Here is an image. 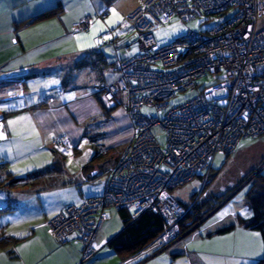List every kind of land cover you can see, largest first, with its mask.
<instances>
[{
	"label": "built area",
	"instance_id": "2783aa9c",
	"mask_svg": "<svg viewBox=\"0 0 264 264\" xmlns=\"http://www.w3.org/2000/svg\"><path fill=\"white\" fill-rule=\"evenodd\" d=\"M258 1L141 0L131 11L138 54L119 58L118 78L99 83L97 91L104 101L126 109L133 137L107 172L101 194L69 204L49 220L58 242H82L79 264L97 254L95 242L112 209L129 211L132 220L145 211L161 215L164 230L140 253L170 248L183 236L179 221L188 210L171 191L210 168L217 153H233L242 138L264 134V27L258 24ZM203 15L213 22L207 28L190 29L166 45L158 42L156 26ZM92 20L87 15L74 29L84 31ZM186 89L196 94L171 104ZM156 127L166 131L165 144ZM53 143L69 140L61 135Z\"/></svg>",
	"mask_w": 264,
	"mask_h": 264
},
{
	"label": "crops",
	"instance_id": "0c3cea01",
	"mask_svg": "<svg viewBox=\"0 0 264 264\" xmlns=\"http://www.w3.org/2000/svg\"><path fill=\"white\" fill-rule=\"evenodd\" d=\"M118 2L121 5H118ZM127 3L128 0H113L111 4L106 0H0V91L6 86L4 84L12 86L14 82L17 88L21 87V92L12 97L22 98L21 106L13 108L11 114L19 116L20 120L25 118L20 123L22 131L24 127L23 133L29 135L32 131L41 142L35 144L39 147L37 151L43 150V155L49 162L41 164L37 170H45L55 160V155L61 156L63 153L60 148H56V153L50 150V147L54 146L55 137H68L69 144L59 146L73 145L75 158L82 154L80 145L85 140H90L98 146H92L95 155L77 169L78 173L69 174L67 169L63 168L47 175L49 178L45 181L49 182L50 187L61 188L78 182L79 178L85 182L93 180L100 173L102 162L105 160L110 161L105 172L107 173L117 155L133 137L132 121L126 109L116 106L107 114L103 103L106 108L115 104L103 99L102 103V97H99L97 91L99 83L113 82L118 78L117 60L126 55L131 56V48L128 51L125 49L126 45L131 47V44L126 38L118 35L117 31L125 21L124 14L128 17L140 4V0L136 4ZM55 7L57 10L54 14L37 19ZM87 15L93 18L88 29L75 30V24ZM109 32L111 34H107ZM82 59L88 64L82 67L84 69L77 67ZM45 65L47 67H44ZM52 67L57 68V76L61 80L57 97L47 95L42 100L41 96L38 100H35L34 96L27 97L25 87L30 86L29 82H45L40 74L46 75ZM5 105L0 104V115L4 113ZM96 124H101L103 130L99 138V132H93ZM18 125L14 128L18 129ZM97 139L102 142L96 143ZM93 171L97 173L91 175ZM62 174L64 176L61 177ZM52 179L57 184L50 185ZM1 181H4V171L0 169ZM11 187L19 190L15 185ZM9 188V185L5 187L0 184V208L5 206L3 203ZM66 206L48 212L46 219L56 216ZM220 206L185 231L170 248L159 253L122 259L111 249L107 254L100 255L101 249L107 246L109 240L98 238L100 241L97 239L95 242L97 255L87 264H255L264 255L261 234L258 230L246 228L238 222L239 216L251 215L248 206L245 205V209L239 212H230L223 218L204 224L210 215L220 210ZM4 212L0 211V216ZM230 224H236V227L224 234L209 235L210 232ZM35 231L37 230L32 229L29 236H36ZM4 235V228L0 227V264L4 260L2 253L13 246L17 238L12 234L8 238ZM73 241L63 246L56 245L49 254L54 253L56 256L53 264L79 263L82 246L78 241Z\"/></svg>",
	"mask_w": 264,
	"mask_h": 264
},
{
	"label": "rangeland",
	"instance_id": "374dc122",
	"mask_svg": "<svg viewBox=\"0 0 264 264\" xmlns=\"http://www.w3.org/2000/svg\"><path fill=\"white\" fill-rule=\"evenodd\" d=\"M137 2L138 0H128L127 4H136ZM119 3L120 2H118V5H121ZM127 4L125 8H127ZM124 16L125 21L118 28L117 34L128 40L131 44L129 54L134 56L138 54L139 33L137 28L130 21L129 15L127 17L125 13ZM205 20L206 17L203 15L197 16L186 23H181L178 17H174L170 21L156 26L154 32L158 42L161 45H166L186 35L190 29H205L213 23L210 21L206 22ZM258 24L264 27V0L258 1ZM107 34L111 33L109 32ZM44 67H47V65ZM27 72L30 71L27 70ZM40 75L43 76L46 81L43 83L36 82V84H34L35 80L29 82L30 86L28 88L25 87L27 97L34 96L35 100H38L39 96H41V100L47 97V95L57 97V89L61 85V80H59L57 76V68L52 67L46 75H44V73ZM205 81H207V79H205ZM13 84H15V82ZM13 84L12 86L4 84L6 86L2 87L0 91V104H6L4 112L12 111L13 108L21 106L22 103V98H12L13 95L21 92V87L19 88L18 86L17 88L16 84ZM195 94L196 91L186 89L173 97L170 102L171 104L181 103L193 97ZM0 117V169L4 171V179L8 174L13 178H23V181L14 184L19 190H15V188L12 189V187L9 188L8 194L5 196L6 200L3 203L5 206L11 204L15 206V208L1 214L0 227L4 228L5 237H11L12 234L17 238L14 241L15 244L13 243V246L8 247L7 250L2 253L4 258L2 264H53V259L56 256L54 253L52 254L54 256L49 255L51 251L56 248V245L63 246L73 240L63 244L58 242L51 232L50 225L46 223L48 219H46V214L68 204H80L85 195L90 197L101 194L104 187L103 181L107 174L105 172L110 161H103L100 173L90 181L87 180L85 182L79 178L77 180L78 182L71 183L61 188L56 186L50 187L48 181L42 180H38V184H35L33 178L36 175V170L41 164L43 165L45 162H49L48 159L44 157L43 150L37 151L39 147L35 144H41V142L35 137L34 132L32 134V131H30L29 135L23 133L24 127L22 131V124L20 126V123L23 122L25 118L20 120L18 119L19 116H12L11 113L2 114ZM16 125H18V129L14 128ZM94 130L93 132H99V138L100 133L103 131L101 124H96ZM155 132L159 141L165 144L167 142L166 131L163 128L156 127ZM97 141L96 143L102 142L100 139H97ZM91 142L90 140H85V142L80 145L83 151L77 158L74 156L73 145L67 147L66 145L59 146L55 144V146L50 147V150L53 151L52 148H60L59 150L67 155V157L66 155H61L63 161L65 158V165H63L64 170L67 169L69 174H72V172L75 174L78 173L77 169H79L84 162L90 160L92 156L95 155V149H93L92 146H98ZM46 148L48 149V147ZM120 154L121 152L117 155V158L107 172L116 164ZM227 155L216 154L212 166L199 174L203 177L198 175L192 181L178 186L171 191L175 198L190 203L193 205L192 207L197 205L200 208L206 204L211 205V207L212 205H216V201H220L219 198H222H218L217 196H227L220 204V210L210 215L204 224L223 218L230 212H239L243 208L245 209L246 194L250 189V183L258 173L264 175V134L256 138H243L237 150ZM214 169L218 171V175L213 182L207 184L209 180L215 177ZM62 176H64V174H62L61 177ZM8 181V184L12 185L10 182L11 179H8ZM210 198H215L216 201ZM202 210L201 208L200 211L202 212ZM43 221L45 224L41 223ZM187 221L191 220L189 219ZM122 227L123 220L120 213L116 210H112L110 211L109 218L104 221L97 239L99 238L101 240L105 238L109 240L116 235ZM32 229L37 230L34 232L36 236H29V232ZM75 241H78L83 251L82 242L76 239ZM101 251L100 255L107 254L111 251V248L107 245L101 249ZM21 254H24V256Z\"/></svg>",
	"mask_w": 264,
	"mask_h": 264
},
{
	"label": "trees",
	"instance_id": "16d2710c",
	"mask_svg": "<svg viewBox=\"0 0 264 264\" xmlns=\"http://www.w3.org/2000/svg\"><path fill=\"white\" fill-rule=\"evenodd\" d=\"M112 1L113 0H106V2L109 4H111ZM56 10H57V7L52 8L51 10L46 11L45 13H43L42 15L37 17V19L44 17V16L52 15L56 12ZM91 54H94V53H91ZM86 62L87 61L85 59H82L81 61H79L77 67L82 68L84 66H87L88 64ZM98 94L100 95L99 97L101 98L102 97L101 93L99 92ZM100 101L103 103L104 100L102 101V98H101ZM103 106L105 108V112L107 114H109L118 105L111 106V108H106L104 103H103ZM146 109H147V107L144 108V110H146ZM11 112H13V111H9V112L6 111L3 114H8ZM63 144H65V143H63ZM53 145L55 146L54 143H53ZM56 145H59V144H56ZM238 146H239V144H238ZM238 146L236 147V149L238 148ZM236 149H235V151H236ZM52 150L54 153L57 152L56 148H53ZM217 154H223V153H217ZM61 155L65 156V154H61ZM55 156H56L55 160L50 165H48L45 170H36L37 171L36 175L33 178L35 184L37 183L38 180L45 181L46 179H48L49 176H48V178L46 176L51 175L52 172L54 173L55 170L60 171L63 169V162L65 161V158L63 161L62 156H60V155L59 156L55 155ZM212 163H213V161H212ZM214 170H215V172H214L215 177H213V179L209 180L207 182V184H210L211 182H213L215 180V178L217 177L218 171L216 169H214ZM199 176H201V175H199ZM201 177H203V176H201ZM53 178H55V177L53 176ZM8 179H11L10 182L12 185L8 184V182H9ZM21 181H23V178H21V177L13 178L10 174H8V176L4 179V181H1L0 184L1 183L4 184L5 187L7 185H9L11 187V186H14V184L16 182L18 183ZM51 181L52 182L50 185L57 184L55 182V180L52 179ZM6 183H7V185H5ZM250 184H251L250 189L248 190V192L246 194V205L248 206V209L251 212V215L248 217L239 216L238 222L240 225H242L246 228L258 230L261 234V238L263 240V245H264V175H261L258 173L254 177V180ZM33 186H34V184H33ZM217 197L218 198L222 197V198H219L220 201H216L215 198H210V199L216 201V205H212V207L209 204H206L205 206H201V208L203 209L202 212L200 211L201 208L198 207L197 205L192 207L193 205H191L190 203L184 202L181 200L182 203L184 204V206L187 207V209H188L186 214L179 221V225H180L183 233L185 231H187L189 228L193 227L200 220H202L207 214H209L217 206H219L220 203L227 196L226 197L225 196H217ZM202 202H205V201H202ZM14 208H15V206H13L11 204H7V206L0 208V211L7 212V211L13 210ZM118 211L121 213V216L123 219V227L116 235H114L111 239H109L107 245L115 253L120 255L122 259H127V258L134 256V255H140L141 254L140 252H142L144 249L149 247L150 244H152L156 240V238L160 235V233L164 230L165 222H164L163 217L159 214L152 212V211L143 212L136 220H132L130 218L129 211H127L125 209L118 210ZM189 219L192 221V223H191V221H187ZM235 227H236V224H230L228 226H225V227L219 228L213 232H210L209 235L224 234V233H227V232L233 230ZM255 264H264V255Z\"/></svg>",
	"mask_w": 264,
	"mask_h": 264
},
{
	"label": "water",
	"instance_id": "95a60500",
	"mask_svg": "<svg viewBox=\"0 0 264 264\" xmlns=\"http://www.w3.org/2000/svg\"><path fill=\"white\" fill-rule=\"evenodd\" d=\"M95 173H97V171H93V172L91 173V175H93V174H95Z\"/></svg>",
	"mask_w": 264,
	"mask_h": 264
},
{
	"label": "snow or ice",
	"instance_id": "6c2138e0",
	"mask_svg": "<svg viewBox=\"0 0 264 264\" xmlns=\"http://www.w3.org/2000/svg\"><path fill=\"white\" fill-rule=\"evenodd\" d=\"M115 12V10H113Z\"/></svg>",
	"mask_w": 264,
	"mask_h": 264
},
{
	"label": "clouds",
	"instance_id": "9594fccd",
	"mask_svg": "<svg viewBox=\"0 0 264 264\" xmlns=\"http://www.w3.org/2000/svg\"><path fill=\"white\" fill-rule=\"evenodd\" d=\"M228 156V155H227Z\"/></svg>",
	"mask_w": 264,
	"mask_h": 264
}]
</instances>
